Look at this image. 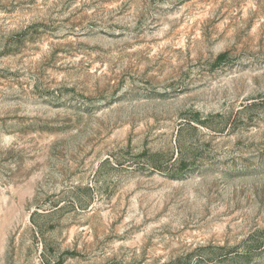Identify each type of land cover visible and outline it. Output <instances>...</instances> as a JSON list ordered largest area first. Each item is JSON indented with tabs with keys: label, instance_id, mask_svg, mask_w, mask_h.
I'll return each instance as SVG.
<instances>
[{
	"label": "rangeland",
	"instance_id": "1",
	"mask_svg": "<svg viewBox=\"0 0 264 264\" xmlns=\"http://www.w3.org/2000/svg\"><path fill=\"white\" fill-rule=\"evenodd\" d=\"M0 264H264V0H0Z\"/></svg>",
	"mask_w": 264,
	"mask_h": 264
}]
</instances>
